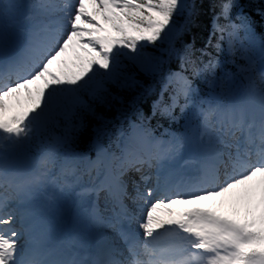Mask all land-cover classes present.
I'll return each mask as SVG.
<instances>
[{"label": "snow or ice", "instance_id": "obj_1", "mask_svg": "<svg viewBox=\"0 0 264 264\" xmlns=\"http://www.w3.org/2000/svg\"><path fill=\"white\" fill-rule=\"evenodd\" d=\"M21 7L12 0L0 2V264H264V37H257L246 16L232 18L233 0H220L207 47L219 52L227 44L229 54L244 63L237 64L236 73L220 76V61L207 48L197 56L192 44L176 48L171 43L190 30L197 0H33L27 5L30 26L17 34L10 31V20ZM178 16L185 17L182 24ZM164 41L170 42L169 56L180 61V70L168 73L152 114L174 122L184 118L185 130H166L168 139H162L140 114L131 133L121 134L116 156L100 143L106 128L95 129L98 160L89 165L99 167L106 158L120 163L86 191L97 197L106 192L112 215L105 216L95 203L85 209L82 230L94 253L89 259L66 258L53 242L52 221L37 204L36 192L49 166L75 174L87 157L53 147L36 161V172L21 171L10 157L23 152L55 117L68 120L76 107L90 108L82 93L103 103V84L118 82L121 56L155 71L161 61L143 49ZM205 56L210 57L206 63ZM188 69L207 84L206 97L194 98L198 89L185 74ZM237 73L248 82L242 93ZM124 78L135 83L127 74ZM252 101L258 124L249 118ZM176 108L180 118L173 115ZM188 109L197 123L185 116ZM185 152L195 158L184 159ZM152 169L154 185L143 190L134 185L128 197L122 177L134 170L147 184L152 176L143 172ZM125 198L132 200L133 210ZM103 228L113 229L124 248L90 231Z\"/></svg>", "mask_w": 264, "mask_h": 264}, {"label": "trees", "instance_id": "obj_2", "mask_svg": "<svg viewBox=\"0 0 264 264\" xmlns=\"http://www.w3.org/2000/svg\"><path fill=\"white\" fill-rule=\"evenodd\" d=\"M220 0H197L198 15L194 18V23L191 25L190 30L183 35L173 40L176 48H182L184 44H192L196 50V55H200V49L205 45L206 35L208 33L209 22L213 12L218 10ZM178 23L184 22V16H178ZM163 44L160 42L155 46H146L143 51L146 55L152 57H158L161 63L155 71H143L136 70L135 83L125 82L124 77L117 78L118 82H115L113 86L107 89V92H101L100 94L105 97L103 103L94 101L91 96L86 93L81 94L83 100H87V104L90 108L79 107L77 117L80 118L81 128L71 137L72 144L79 148L84 149L89 146L94 139L91 131L92 125L102 127L104 120H107L106 125L110 126L112 121H115V113H121L126 115L129 111H132L137 104L146 107L148 99H150L158 90L159 84L162 81L164 74L168 73L171 69L180 67V61L175 56H169L160 50ZM133 64H140L139 61ZM191 69H188L187 74ZM194 87H199L201 91H204L205 87H208L202 77L193 78ZM110 89V90H109ZM103 117L104 120H103ZM113 125V124H112Z\"/></svg>", "mask_w": 264, "mask_h": 264}, {"label": "rangeland", "instance_id": "obj_3", "mask_svg": "<svg viewBox=\"0 0 264 264\" xmlns=\"http://www.w3.org/2000/svg\"><path fill=\"white\" fill-rule=\"evenodd\" d=\"M168 42V41H167ZM122 51H125V50H122ZM126 52V51H125ZM259 54H255V56H258ZM123 59V56H121L120 57V60H121V62L123 61L122 60ZM243 63H244V61H243ZM124 65H125V62L123 63L122 62V68H124ZM243 78V85L246 87L247 86V80L244 78V77H242ZM38 139V138H37ZM137 175L136 174H129V176L125 179V184L127 185V187H128V190L133 194V191H134V189H132V187H134V185H139L140 186V188L143 190L145 187H151V186H153V183H152V185L150 184V185H148V184H144L143 182L142 183H140V184H138V183H135V180H137V181H139V179H137ZM138 226V225H137Z\"/></svg>", "mask_w": 264, "mask_h": 264}]
</instances>
